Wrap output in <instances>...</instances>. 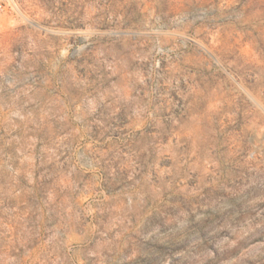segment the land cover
Returning a JSON list of instances; mask_svg holds the SVG:
<instances>
[{
  "label": "rangeland",
  "instance_id": "rangeland-1",
  "mask_svg": "<svg viewBox=\"0 0 264 264\" xmlns=\"http://www.w3.org/2000/svg\"><path fill=\"white\" fill-rule=\"evenodd\" d=\"M0 264H264V0L0 8Z\"/></svg>",
  "mask_w": 264,
  "mask_h": 264
},
{
  "label": "built area",
  "instance_id": "built-area-1",
  "mask_svg": "<svg viewBox=\"0 0 264 264\" xmlns=\"http://www.w3.org/2000/svg\"><path fill=\"white\" fill-rule=\"evenodd\" d=\"M11 0H0V8L4 9Z\"/></svg>",
  "mask_w": 264,
  "mask_h": 264
}]
</instances>
